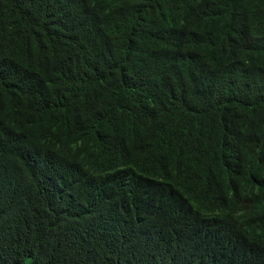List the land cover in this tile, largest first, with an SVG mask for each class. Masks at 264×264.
<instances>
[{
	"label": "trees",
	"instance_id": "obj_1",
	"mask_svg": "<svg viewBox=\"0 0 264 264\" xmlns=\"http://www.w3.org/2000/svg\"><path fill=\"white\" fill-rule=\"evenodd\" d=\"M0 264H264V0H0Z\"/></svg>",
	"mask_w": 264,
	"mask_h": 264
}]
</instances>
